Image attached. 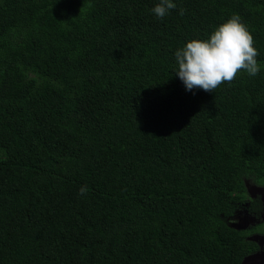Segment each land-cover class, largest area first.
Wrapping results in <instances>:
<instances>
[{"label": "trees", "instance_id": "obj_1", "mask_svg": "<svg viewBox=\"0 0 264 264\" xmlns=\"http://www.w3.org/2000/svg\"><path fill=\"white\" fill-rule=\"evenodd\" d=\"M173 2L160 19L158 0H0V264L259 250L233 217L263 212L248 185H264V0ZM233 14L260 72L187 91L175 51Z\"/></svg>", "mask_w": 264, "mask_h": 264}, {"label": "clouds", "instance_id": "obj_2", "mask_svg": "<svg viewBox=\"0 0 264 264\" xmlns=\"http://www.w3.org/2000/svg\"><path fill=\"white\" fill-rule=\"evenodd\" d=\"M173 0H158L152 8L153 14L163 19L170 10L176 9ZM180 9L179 14H184ZM255 41L241 17L233 14L224 23L216 27L207 39L189 40L175 51L178 65L176 75L187 91L201 89L214 92L221 84H231L240 71L255 77L261 70L257 57ZM81 195L87 193V187L81 186Z\"/></svg>", "mask_w": 264, "mask_h": 264}, {"label": "water", "instance_id": "obj_3", "mask_svg": "<svg viewBox=\"0 0 264 264\" xmlns=\"http://www.w3.org/2000/svg\"><path fill=\"white\" fill-rule=\"evenodd\" d=\"M248 191L253 198H256V194H258L264 208V185L257 186L256 184H249ZM249 239L259 246V250L248 255L243 264H264V235L254 234Z\"/></svg>", "mask_w": 264, "mask_h": 264}, {"label": "rangeland", "instance_id": "obj_4", "mask_svg": "<svg viewBox=\"0 0 264 264\" xmlns=\"http://www.w3.org/2000/svg\"><path fill=\"white\" fill-rule=\"evenodd\" d=\"M233 220H235L234 225L237 228H239V227H245V226L249 227V226L254 225V223H253L254 222L253 216L250 215V214H247V211L245 209H242L235 217H233ZM248 236L249 237L252 236L251 233H249Z\"/></svg>", "mask_w": 264, "mask_h": 264}, {"label": "flooded vegetation", "instance_id": "obj_5", "mask_svg": "<svg viewBox=\"0 0 264 264\" xmlns=\"http://www.w3.org/2000/svg\"><path fill=\"white\" fill-rule=\"evenodd\" d=\"M257 196H258V194H256V197ZM246 211H247V214H250L248 210H246ZM253 218H254V222H253L254 225L249 226V227L245 226V227H239V228L242 229V230H249V231H251L250 232L251 235L257 234L258 232H259L258 234L264 235V208H263V212L261 213L260 216H258V217L257 216H253ZM261 223H262V225H261L262 227H260V229L258 231H253V229H258V225H260Z\"/></svg>", "mask_w": 264, "mask_h": 264}]
</instances>
